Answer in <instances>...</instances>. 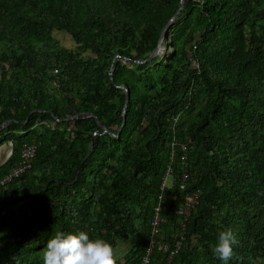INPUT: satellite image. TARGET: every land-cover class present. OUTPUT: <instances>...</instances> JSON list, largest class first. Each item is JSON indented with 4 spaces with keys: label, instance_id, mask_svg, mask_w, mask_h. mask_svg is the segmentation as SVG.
Masks as SVG:
<instances>
[{
    "label": "trees",
    "instance_id": "obj_1",
    "mask_svg": "<svg viewBox=\"0 0 264 264\" xmlns=\"http://www.w3.org/2000/svg\"><path fill=\"white\" fill-rule=\"evenodd\" d=\"M181 6L0 0V146H12L0 178L37 148L32 168L1 189L0 264H43L56 231L129 242L119 264H141L159 203L166 222L151 264H223L212 249L229 228L239 244L228 264H264V0H185L166 51L136 63ZM121 86L131 101L114 138L99 123L121 128ZM174 150L177 182L162 192ZM197 191L185 229L180 208Z\"/></svg>",
    "mask_w": 264,
    "mask_h": 264
},
{
    "label": "clouds",
    "instance_id": "obj_2",
    "mask_svg": "<svg viewBox=\"0 0 264 264\" xmlns=\"http://www.w3.org/2000/svg\"><path fill=\"white\" fill-rule=\"evenodd\" d=\"M238 244L237 235L229 228L219 234L212 251L223 264H228ZM42 259L43 264H119L113 244L103 238H90L86 231H56L42 250Z\"/></svg>",
    "mask_w": 264,
    "mask_h": 264
},
{
    "label": "built area",
    "instance_id": "obj_3",
    "mask_svg": "<svg viewBox=\"0 0 264 264\" xmlns=\"http://www.w3.org/2000/svg\"><path fill=\"white\" fill-rule=\"evenodd\" d=\"M97 135V132L94 133V136ZM175 143V142H174ZM36 146L30 145L25 147V149L22 151L21 154V162L20 164L12 169L9 173L4 175L3 177L0 178V203L2 200V195H1V189L6 187L7 185L11 184L12 182L15 181L18 177H20L22 174L26 173L28 170L32 168V162L36 156ZM183 150L186 151L187 147L183 146ZM187 161L186 156H182L180 159V162L182 165H184ZM176 162H178V156L176 151L174 150L171 153L170 157V163L167 167V170L165 172V175L163 177V181L161 184V191L164 192L166 189H168L171 185H176L177 178L175 176V171L177 172L176 169ZM187 165V164H186ZM178 173V172H177ZM182 179L187 180L190 177V174L184 171L182 174ZM182 189L185 188V186L181 187ZM200 192H194L193 194L189 195L188 197L185 198L182 207L180 208V215H181V225L183 228L186 229L185 222L191 217L193 211L199 205L200 202ZM163 194L159 196V201L163 200ZM163 206L161 203L157 205L156 208H154V217L153 221L151 223V240L149 242L148 248L146 250V254L141 262V264H151L152 261V256L154 253V249L156 247V240L155 236L159 233V228L162 224V222H166L165 218L163 217ZM184 240V239H183ZM183 240L178 242L175 246L174 249H171L167 246L162 247L160 245V249L164 251H169L170 250V257L169 259H172L176 254L179 253V251L182 248Z\"/></svg>",
    "mask_w": 264,
    "mask_h": 264
},
{
    "label": "water",
    "instance_id": "obj_4",
    "mask_svg": "<svg viewBox=\"0 0 264 264\" xmlns=\"http://www.w3.org/2000/svg\"><path fill=\"white\" fill-rule=\"evenodd\" d=\"M185 7V0H182V6H181V9L179 10V12L170 20V22L165 26L162 34H161V37H160V41H159V44H158V47L156 48V50L152 53V55L145 61H136V63L138 64H144V63H147V62H150L152 60H154L155 58L157 57H160L161 54L166 51V38H167V34L168 32L172 29L173 27V24L175 23V21L178 19L179 15L182 13L183 9ZM110 79L112 81V83L115 84V81H114V70L113 68L110 70ZM124 91H126L127 93V97H126V105H125V109H124V118H123V123H122V126L121 128L119 129L118 133L117 134H114L113 132L109 131L108 129H106L101 123L100 126L104 129L105 133L106 134H109L110 136L114 137V138H118L121 136L122 134V131H123V128L124 126L126 125L127 123V107L131 101V93L130 91L125 88L124 86H121V87H118ZM29 120V118L27 119Z\"/></svg>",
    "mask_w": 264,
    "mask_h": 264
},
{
    "label": "crops",
    "instance_id": "obj_5",
    "mask_svg": "<svg viewBox=\"0 0 264 264\" xmlns=\"http://www.w3.org/2000/svg\"><path fill=\"white\" fill-rule=\"evenodd\" d=\"M11 155H12V146L9 143L0 146V168L2 166H4L8 162V160L11 157ZM127 245H129V244L121 243L119 245V247L120 246H125L126 247ZM119 247L116 250H117L118 258H119V260H121L124 257L125 253H126L125 251H127L130 247L129 248L127 247L128 249L124 251L125 252L124 255H122L121 251L119 250Z\"/></svg>",
    "mask_w": 264,
    "mask_h": 264
},
{
    "label": "rangeland",
    "instance_id": "obj_6",
    "mask_svg": "<svg viewBox=\"0 0 264 264\" xmlns=\"http://www.w3.org/2000/svg\"><path fill=\"white\" fill-rule=\"evenodd\" d=\"M56 38L61 41V43L66 46L67 48H73L75 46V42L72 40L71 36L66 34H58L56 35ZM124 244H129V242L123 241ZM130 247L129 245L120 246L119 250L121 251L122 255H124V251L127 250ZM120 253V254H121Z\"/></svg>",
    "mask_w": 264,
    "mask_h": 264
}]
</instances>
